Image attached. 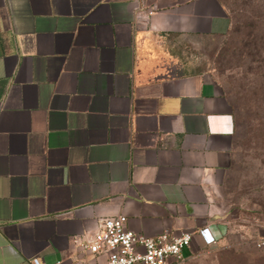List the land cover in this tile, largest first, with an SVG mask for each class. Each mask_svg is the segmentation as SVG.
Here are the masks:
<instances>
[{
  "label": "crops",
  "instance_id": "1",
  "mask_svg": "<svg viewBox=\"0 0 264 264\" xmlns=\"http://www.w3.org/2000/svg\"><path fill=\"white\" fill-rule=\"evenodd\" d=\"M140 4L156 9L147 28ZM230 25L221 0H0V264L103 263L81 243L116 214L137 233L209 227L222 243L239 217L232 103L151 49Z\"/></svg>",
  "mask_w": 264,
  "mask_h": 264
},
{
  "label": "rangeland",
  "instance_id": "2",
  "mask_svg": "<svg viewBox=\"0 0 264 264\" xmlns=\"http://www.w3.org/2000/svg\"><path fill=\"white\" fill-rule=\"evenodd\" d=\"M227 32L165 35L151 49L157 65L204 72L218 82L236 117L235 175L228 188L238 218L216 247L198 246L182 264H264L253 243L264 227V0H221Z\"/></svg>",
  "mask_w": 264,
  "mask_h": 264
},
{
  "label": "built area",
  "instance_id": "3",
  "mask_svg": "<svg viewBox=\"0 0 264 264\" xmlns=\"http://www.w3.org/2000/svg\"><path fill=\"white\" fill-rule=\"evenodd\" d=\"M155 8L140 4L135 9L138 28L150 26ZM125 214L101 217L96 232L81 243L82 249L95 257H105V262L96 264H182L185 251L193 244L196 234L200 235L205 247L217 243L218 239L209 229L180 235L165 231L156 236L137 233L127 226ZM254 246L264 253V231L253 240ZM31 264H48L40 256H34ZM55 264H64L58 260ZM79 264V263H78Z\"/></svg>",
  "mask_w": 264,
  "mask_h": 264
}]
</instances>
